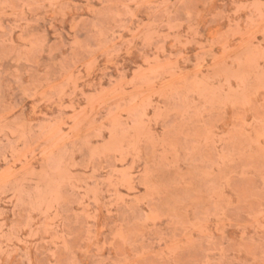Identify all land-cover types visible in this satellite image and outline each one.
Returning a JSON list of instances; mask_svg holds the SVG:
<instances>
[{"label":"rangeland","instance_id":"rangeland-1","mask_svg":"<svg viewBox=\"0 0 264 264\" xmlns=\"http://www.w3.org/2000/svg\"><path fill=\"white\" fill-rule=\"evenodd\" d=\"M0 264H264V0H0Z\"/></svg>","mask_w":264,"mask_h":264}]
</instances>
